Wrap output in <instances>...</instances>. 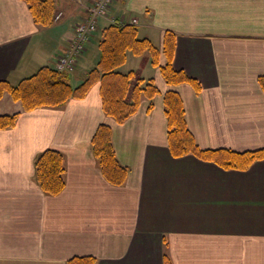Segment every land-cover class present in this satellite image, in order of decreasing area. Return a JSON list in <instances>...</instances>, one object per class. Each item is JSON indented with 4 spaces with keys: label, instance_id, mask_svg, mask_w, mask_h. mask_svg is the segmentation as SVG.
I'll return each mask as SVG.
<instances>
[{
    "label": "crops",
    "instance_id": "0c3cea01",
    "mask_svg": "<svg viewBox=\"0 0 264 264\" xmlns=\"http://www.w3.org/2000/svg\"><path fill=\"white\" fill-rule=\"evenodd\" d=\"M90 4L56 0L62 15L43 26L24 0H0V80L16 85L55 67ZM120 18L137 19L139 36L159 48L166 31L175 33L173 68L199 87L170 85L152 65L154 73L142 77L160 90L153 107L143 97L121 124L104 112L99 84L58 108L26 112L18 101L6 113L0 108L21 112L13 127L0 128V264H69L84 256L96 264H165L166 257L171 264H264V158L240 169L192 153L173 156L163 101L169 90L180 94L203 150L264 149V0H115L72 74L87 63L100 30ZM99 41L86 72L99 60ZM130 57L141 56L129 52L124 72L135 70ZM101 124L112 128L129 169L122 185L105 179L93 154ZM46 149L65 156L57 195L37 181L35 162Z\"/></svg>",
    "mask_w": 264,
    "mask_h": 264
},
{
    "label": "trees",
    "instance_id": "16d2710c",
    "mask_svg": "<svg viewBox=\"0 0 264 264\" xmlns=\"http://www.w3.org/2000/svg\"><path fill=\"white\" fill-rule=\"evenodd\" d=\"M31 10L36 23L50 26L57 15L56 0H24ZM97 64L89 69L78 85L70 81L72 72L43 66L33 75L13 85L0 80V102L5 93L12 99L20 101L23 111L30 112L36 108L64 106L73 98H85L90 90L99 84L104 112L118 123L125 122L135 114L141 99H149L148 109L160 90L153 79L138 76L136 70L124 72L121 67L126 63L128 53L134 56L147 55L151 64L159 67L165 81L173 86L189 83L198 89V83L183 71L173 68L175 51V33H164L162 48L157 47L149 37L139 36L136 24L116 20L100 30ZM74 37V36H73ZM72 37V39H73ZM161 56L165 62H161ZM264 87V80L261 79ZM165 114L168 121L169 148L173 156L194 154L200 158L214 160L226 168H248L255 160L264 158V149L257 151L234 152L232 150H203L190 132L182 98L176 90L163 94ZM21 112L0 114V128L13 127ZM112 128L101 124L92 138V150L100 169L107 181L122 185L128 176V167L123 165L116 154ZM39 186L48 194L57 195L65 187V156L55 149H46L39 154L35 162ZM69 264H96L93 256L75 257ZM165 264H171L168 257Z\"/></svg>",
    "mask_w": 264,
    "mask_h": 264
},
{
    "label": "built area",
    "instance_id": "2783aa9c",
    "mask_svg": "<svg viewBox=\"0 0 264 264\" xmlns=\"http://www.w3.org/2000/svg\"><path fill=\"white\" fill-rule=\"evenodd\" d=\"M90 1L91 4L88 7L87 18L76 24L74 37L71 40L69 47L57 57L56 67L59 70L71 72L75 69L80 55L86 49V43L97 30L99 19L108 14L115 0ZM60 16L61 13L57 14L56 19L60 18ZM119 20L121 22L126 21L124 18ZM131 22L136 24L137 19L133 18Z\"/></svg>",
    "mask_w": 264,
    "mask_h": 264
},
{
    "label": "rangeland",
    "instance_id": "374dc122",
    "mask_svg": "<svg viewBox=\"0 0 264 264\" xmlns=\"http://www.w3.org/2000/svg\"><path fill=\"white\" fill-rule=\"evenodd\" d=\"M99 29L100 28H99V23H98V27H97V30L95 32L99 31ZM94 33H93V35H94ZM97 36L98 37H96L93 40L94 44L91 46L90 53H89V55L87 57V60H86L87 63L81 65L78 68V70L74 74L71 75L70 81H71V83L73 85L80 84V82L84 79V77H85V75L87 73L86 69H87L88 64L90 63L91 60H93L95 58V55L97 56V53H99L98 52V48H97V44H98V41H99L100 33ZM90 40H91V38H90ZM86 49H85V51H86ZM131 58L132 57H130V59H129V66L136 70L138 76L152 75V73H154L152 64L149 63V57L147 55H143V56L139 57L138 59H133V60H131ZM73 76H74V78H73ZM2 100H3L2 107H0L2 113H6V112H8L10 110L9 108H13L12 104L14 102L17 103V100L12 99V97L8 93H5V95H4ZM18 102H20V101H18ZM12 111L16 112L17 110H12Z\"/></svg>",
    "mask_w": 264,
    "mask_h": 264
}]
</instances>
